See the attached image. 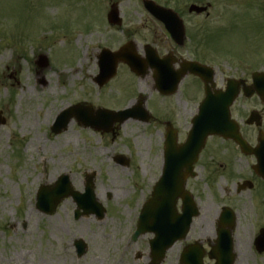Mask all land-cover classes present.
<instances>
[{"label":"rangeland","instance_id":"obj_1","mask_svg":"<svg viewBox=\"0 0 264 264\" xmlns=\"http://www.w3.org/2000/svg\"><path fill=\"white\" fill-rule=\"evenodd\" d=\"M152 1L181 16L188 42L179 55L192 59L196 49L197 61L213 68L217 88L229 78L250 82L249 74L264 71V0ZM113 2L0 0V113L5 121L0 125V264L149 262L152 236L133 242L131 235L161 174L165 129L161 121H170L178 142H184L203 88L197 83L196 93V83L184 79L179 91L162 97L153 91L150 73L138 78L124 65L118 66L111 82L98 88L94 78L103 48L116 51L132 41L143 55V47L159 39L142 0H120L122 26H108L105 17ZM190 5L208 6L207 16H189ZM40 56L49 62L43 69L37 66ZM139 98L153 117L150 123L128 120L111 135L84 129L72 120L66 131L50 133L56 116L71 105L125 111ZM260 109L255 99L239 97L231 114L242 124L250 110ZM241 133L250 145L256 144V129L241 127ZM206 145L196 178L186 184L200 214L187 239L175 244L162 264H180L185 244L212 242L224 206L236 215L235 264H264V253L254 249L257 231L264 227V193L236 190L238 183L253 177L254 159L218 139H209ZM117 156L127 165L116 164ZM62 175L79 193L84 191L85 177L92 178L95 201L104 209L101 218L75 221L76 207L70 198L51 215L37 211L38 189L53 186ZM75 241L87 247L80 258Z\"/></svg>","mask_w":264,"mask_h":264},{"label":"water","instance_id":"obj_2","mask_svg":"<svg viewBox=\"0 0 264 264\" xmlns=\"http://www.w3.org/2000/svg\"><path fill=\"white\" fill-rule=\"evenodd\" d=\"M145 8L157 19L164 22L171 29V34L178 44L183 43L184 30L181 22L175 18L171 11L157 7L152 2L144 1ZM206 9L190 7L189 11L201 13ZM176 17V16H174ZM108 22L111 25L119 26L121 20L119 13L113 5L107 15ZM170 22V23H169ZM146 58H140L134 51L131 43L123 46L116 53L103 51L100 55L99 74L95 78V83L101 87L106 84L116 74V67L119 62L125 63L132 72L139 76H143L148 68H154L156 71L157 85L165 82L171 74L164 67L162 62H155L152 54L145 48ZM39 64L41 68L47 66V60L41 58ZM151 62V63H150ZM183 71L177 72L176 83L173 82L169 91L159 89L162 94H171L176 90L177 83L186 74L190 72L197 74L211 87H206L205 99L199 107L198 115L192 120V128L183 145L176 144L175 131L167 127L166 141L164 148V167L161 178L153 188L152 197L147 201L140 213L137 229L133 235L135 240L140 235L152 233L154 239L149 242L151 252V264H160L164 258L165 251L169 249L176 241L183 239L191 225L192 219L197 216V211L190 195L184 190L185 182L188 177L193 178V165L198 155L204 147L205 140L208 136L217 135L225 139L235 141L245 154L251 152L245 142L242 140L237 124L231 120L229 107L239 93V87L243 85L240 81L228 80L226 90L212 91L213 88V72L199 65L188 64ZM253 86L243 90L247 96H251L256 92L264 102V74H253ZM74 118L77 123L85 128H91L102 133L112 132V126L115 123L122 124L129 118L147 121L148 116L138 105L133 111L113 113L103 110H92L90 107L82 108V106L71 107L62 112L56 119L55 124L51 128L54 134L65 130L71 119ZM4 121L0 119V123ZM256 122L255 114H251L247 124ZM260 140V139H259ZM258 165L254 167L256 173L264 179V152L256 153ZM118 163H123L122 159L116 158ZM90 178H87L84 194L74 192L69 184L68 177L62 176L58 178L55 185L50 188L44 186L40 189L36 197V208L44 213L51 214L55 211L59 202L71 197L76 203L78 210L83 211V215L96 214L101 217L103 211L94 203L92 186ZM181 200V213H177V201ZM79 212H76L78 215ZM78 217V216H76ZM234 226V216L228 209H223L220 215V223L218 236L215 247L209 253V258L215 260V264H233L235 256L232 253V242L230 231ZM225 229V230H224ZM78 256L84 253L85 246L81 242H76ZM256 250L258 253L264 251V230H261L256 239ZM197 251V248H195ZM199 250V249H198ZM203 254L197 252L182 256L184 264H202L201 258Z\"/></svg>","mask_w":264,"mask_h":264},{"label":"flooded vegetation","instance_id":"obj_3","mask_svg":"<svg viewBox=\"0 0 264 264\" xmlns=\"http://www.w3.org/2000/svg\"><path fill=\"white\" fill-rule=\"evenodd\" d=\"M153 47H155V49L157 50V52L161 55L162 53H161V46H160V43L158 42L157 44H154L153 45ZM171 52L177 59H182V57H178V55H177V50H175V49H169V50H167L166 51V53H168V52ZM196 49L194 50V52L196 53ZM162 56V55H161ZM174 67H176V66H174ZM220 143H222V144H226V143H230L231 144V142H229V141H220ZM235 147V149H237V147L236 146H234ZM251 168V167H250ZM252 174V176L254 177V179H253V177L252 178H249L247 181L248 182H250V186H251V190H250V192H254L255 194H257V193H261V194H263L264 193V181L263 180H261L260 178H258L253 172H251ZM182 248H185V246L184 247H182Z\"/></svg>","mask_w":264,"mask_h":264},{"label":"bare ground","instance_id":"obj_4","mask_svg":"<svg viewBox=\"0 0 264 264\" xmlns=\"http://www.w3.org/2000/svg\"><path fill=\"white\" fill-rule=\"evenodd\" d=\"M147 82H148V79H145L144 81H143V84L144 85H147ZM23 94H25V91H23ZM135 142H136V140H135ZM101 197V194L100 195H98V198H100ZM172 249H170L168 252H170Z\"/></svg>","mask_w":264,"mask_h":264}]
</instances>
